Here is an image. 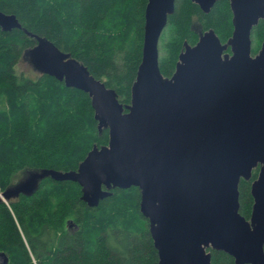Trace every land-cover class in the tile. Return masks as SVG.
Segmentation results:
<instances>
[{"label": "water", "instance_id": "obj_1", "mask_svg": "<svg viewBox=\"0 0 264 264\" xmlns=\"http://www.w3.org/2000/svg\"><path fill=\"white\" fill-rule=\"evenodd\" d=\"M192 1L207 13L219 0ZM174 2L147 0L141 61L125 106L83 63L34 36L36 44L23 54L41 73L89 95L108 142L93 146L76 170L25 171L23 180L0 191V201L31 193L46 176L78 183L89 207L113 188L136 186L158 264H211L209 247L235 264H264V40L252 55L250 37L264 20V0H229L228 41L209 29L194 45L185 42L168 78L159 69V41ZM0 28L27 32L2 11ZM257 166L246 219L238 210V185ZM7 263L0 252V264Z\"/></svg>", "mask_w": 264, "mask_h": 264}, {"label": "trees", "instance_id": "obj_2", "mask_svg": "<svg viewBox=\"0 0 264 264\" xmlns=\"http://www.w3.org/2000/svg\"><path fill=\"white\" fill-rule=\"evenodd\" d=\"M147 0H0V11L14 14L22 29L0 28V191L25 169L76 170L93 146L108 142V128H97L90 97L41 73H18L23 52L43 36L83 63L130 103L131 86L142 56ZM197 24V26H195ZM212 29L222 43L232 35L229 0L203 12L192 0H175L160 37L159 69L175 71L184 43L194 45ZM264 40V21L251 31V54ZM229 51V49H227ZM249 179L238 185L239 213L250 218ZM74 181L42 178L28 194L0 201V252L7 264H158L148 219L140 212L136 186L113 188L110 196L89 207ZM72 224L68 226V221ZM211 264H235L212 248Z\"/></svg>", "mask_w": 264, "mask_h": 264}, {"label": "rangeland", "instance_id": "obj_3", "mask_svg": "<svg viewBox=\"0 0 264 264\" xmlns=\"http://www.w3.org/2000/svg\"><path fill=\"white\" fill-rule=\"evenodd\" d=\"M195 26H197V24H195ZM160 46L161 45H160V41H159V47ZM159 53H162V52H159ZM229 53H230V51H229ZM16 71L18 73H24V74L32 76V77H36L37 75L41 74V71H39L35 67V65L31 62L30 55L28 52H25L21 56L19 62L16 65ZM25 171H33V170L25 169V170H22V171H19L18 173H16L13 177V182H12L10 187H12L13 184L17 183L18 181L23 180L27 176V172H25ZM11 199H14V198H11Z\"/></svg>", "mask_w": 264, "mask_h": 264}, {"label": "flooded vegetation", "instance_id": "obj_4", "mask_svg": "<svg viewBox=\"0 0 264 264\" xmlns=\"http://www.w3.org/2000/svg\"><path fill=\"white\" fill-rule=\"evenodd\" d=\"M229 5H230V2H229ZM260 20V19H259ZM262 20V19H261ZM264 21V20H263ZM250 37H251V35H250Z\"/></svg>", "mask_w": 264, "mask_h": 264}]
</instances>
